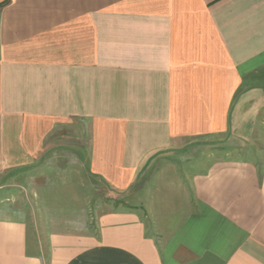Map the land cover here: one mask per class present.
Returning <instances> with one entry per match:
<instances>
[{
  "label": "crops",
  "instance_id": "0c3cea01",
  "mask_svg": "<svg viewBox=\"0 0 264 264\" xmlns=\"http://www.w3.org/2000/svg\"><path fill=\"white\" fill-rule=\"evenodd\" d=\"M0 264H264V0H0Z\"/></svg>",
  "mask_w": 264,
  "mask_h": 264
},
{
  "label": "rangeland",
  "instance_id": "374dc122",
  "mask_svg": "<svg viewBox=\"0 0 264 264\" xmlns=\"http://www.w3.org/2000/svg\"><path fill=\"white\" fill-rule=\"evenodd\" d=\"M214 149L216 150V152H214L215 156L217 155L218 150L224 151V149H222L221 147H215ZM85 159H86V157L83 156L82 160H83L84 164H85ZM72 165H77V167H78L77 168L78 169L77 172H73V171L69 172L68 171L67 173H62L63 174L62 177L60 175H58V173H50V172L47 171L48 172L47 174L50 175L49 178H57L58 177L59 179L60 178H62V179L70 178V179H74V180L84 179L85 176H86V173H85V170L82 168V163L80 161H78L77 163L73 162ZM43 175H44V171H39V170L36 171V170H34V171H31L29 174H24V176L15 177V181H18V180L21 181L22 178H23L24 181L26 180V181H30L31 182V181L40 180V179L45 178ZM84 184H85V187L80 186V187H78L76 189L71 188L69 190V191H71L70 197H72L73 199H76V197L74 196V195H76V193H74V192L82 193V195H88V197L91 196L90 192L85 193L87 191L88 187H89V183H84ZM93 187H94V192H93L94 193L93 194L94 197H97V196H99L101 194H102V196L105 195L104 193H102L100 191L101 190V186L96 181L93 183ZM116 202H117V200H115L113 198V200H110L109 205L117 204Z\"/></svg>",
  "mask_w": 264,
  "mask_h": 264
}]
</instances>
